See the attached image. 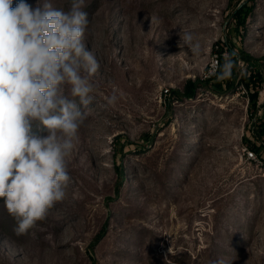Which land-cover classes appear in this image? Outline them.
<instances>
[{
	"label": "rangeland",
	"instance_id": "rangeland-1",
	"mask_svg": "<svg viewBox=\"0 0 264 264\" xmlns=\"http://www.w3.org/2000/svg\"><path fill=\"white\" fill-rule=\"evenodd\" d=\"M86 3L100 69L66 195L20 236L0 199V264H264V0ZM230 52L222 85L208 69Z\"/></svg>",
	"mask_w": 264,
	"mask_h": 264
},
{
	"label": "clouds",
	"instance_id": "clouds-1",
	"mask_svg": "<svg viewBox=\"0 0 264 264\" xmlns=\"http://www.w3.org/2000/svg\"><path fill=\"white\" fill-rule=\"evenodd\" d=\"M87 6L86 0H72L64 10L51 0H37L35 7L17 0L13 7V0H0V199L17 236L46 219L71 179L67 158L88 118L100 69L84 40ZM179 35L200 54L193 34ZM236 55L225 53L210 75L230 79ZM119 99L114 89L107 103Z\"/></svg>",
	"mask_w": 264,
	"mask_h": 264
},
{
	"label": "trees",
	"instance_id": "trees-1",
	"mask_svg": "<svg viewBox=\"0 0 264 264\" xmlns=\"http://www.w3.org/2000/svg\"><path fill=\"white\" fill-rule=\"evenodd\" d=\"M232 53V52H230ZM233 59L236 61V66L233 68V72H232V76L230 79H226V80H222V85H225L229 82H233L235 81V79L237 78L236 74H235V69L237 67V60H236V56L233 57ZM223 62H224V56L222 54L219 55V66H222L223 65ZM215 78L216 75H215ZM225 82V83H224ZM195 89H196V85L195 83H188L186 88H185V92H184V96L186 97H189V98H192L195 94ZM261 124L260 126L258 127V129L256 130V132L254 133V136L256 138V140H259L261 142V148L262 150L264 149V119L261 120ZM255 150V147H252L251 150ZM121 175H122V178L124 177V174L123 172H121Z\"/></svg>",
	"mask_w": 264,
	"mask_h": 264
},
{
	"label": "built area",
	"instance_id": "built-area-1",
	"mask_svg": "<svg viewBox=\"0 0 264 264\" xmlns=\"http://www.w3.org/2000/svg\"><path fill=\"white\" fill-rule=\"evenodd\" d=\"M213 65H219L218 57H216V59L215 60H212V62L210 63L209 69H208L209 70V73L211 72ZM244 152L247 155L246 159L248 161H254V160L256 161L257 156H256V152L254 150L245 149Z\"/></svg>",
	"mask_w": 264,
	"mask_h": 264
}]
</instances>
